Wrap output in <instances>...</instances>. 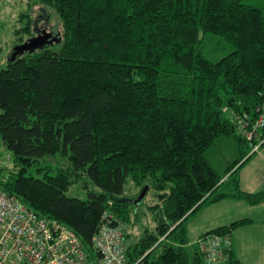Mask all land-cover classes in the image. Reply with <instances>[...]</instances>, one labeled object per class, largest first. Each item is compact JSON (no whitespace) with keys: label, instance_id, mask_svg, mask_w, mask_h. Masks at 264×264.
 Masks as SVG:
<instances>
[{"label":"trees","instance_id":"16d2710c","mask_svg":"<svg viewBox=\"0 0 264 264\" xmlns=\"http://www.w3.org/2000/svg\"><path fill=\"white\" fill-rule=\"evenodd\" d=\"M37 1L57 12L63 42L0 67V140L13 161L0 167L1 190L68 225L86 248L106 212L133 238L130 260L204 264L188 241V218L222 199L264 202V190L246 192L239 180L255 153L243 152L251 146L240 122L256 119V107L264 113V9L241 0ZM211 35L233 50L205 57L201 43ZM222 138L233 153L216 150ZM261 140L260 148L264 126ZM57 157L55 169L41 165ZM74 183L87 199L65 195ZM145 188L157 198L148 205L155 224L138 231ZM224 264L240 262L231 252Z\"/></svg>","mask_w":264,"mask_h":264},{"label":"built area","instance_id":"2783aa9c","mask_svg":"<svg viewBox=\"0 0 264 264\" xmlns=\"http://www.w3.org/2000/svg\"><path fill=\"white\" fill-rule=\"evenodd\" d=\"M258 117L240 122L239 133L257 152L260 129L264 126L262 107ZM125 225L104 213L86 248L76 232L61 221L34 212L19 198L0 188V264H146L143 257L130 260L126 253ZM196 245L204 264H224L232 252L229 232L200 236Z\"/></svg>","mask_w":264,"mask_h":264},{"label":"rangeland","instance_id":"374dc122","mask_svg":"<svg viewBox=\"0 0 264 264\" xmlns=\"http://www.w3.org/2000/svg\"><path fill=\"white\" fill-rule=\"evenodd\" d=\"M241 2L262 7L264 9V0H241ZM32 4L35 5L33 6V9H31ZM29 13H32L33 20L31 34L26 33L24 30L28 18L26 15ZM37 28H42V32L39 33ZM62 35V24L57 12L53 8L41 4L37 0H0V67L5 65L6 60H8L15 46L23 44L31 38H38L39 44L35 49L37 52H40L43 49L58 51L63 42ZM201 50L203 55L208 59L217 60L232 51L233 48L229 43L222 41L217 36L211 35L206 37L205 41L201 43ZM223 138L218 140L216 150H218L220 146L223 148L224 153L227 152L226 154L229 155L233 153L231 142H228V140ZM242 147L244 149L243 152L248 154L252 153V148L249 149L244 145H242ZM209 159L213 163L214 167H216V163L212 160L211 156ZM60 160V157H57L56 161L42 160L41 165L55 169L56 166L59 165L58 161ZM230 160H233V158ZM0 167H5L7 169H11L13 167L12 154L3 147L1 140ZM50 173L53 174L52 171H50ZM93 190L98 191L99 189L93 188ZM133 191L134 188L132 184L128 183L125 185L124 192L126 194H130ZM65 195L81 200L88 198L86 190L77 183L70 185L68 190L65 192ZM146 197L147 200L142 198V203L138 206V213L136 216V228L139 229L138 231H141L146 227L153 228L155 224L151 221L148 205H151L152 202H156L157 198L153 197L152 194L146 195ZM132 240L133 238L125 239V244L132 242Z\"/></svg>","mask_w":264,"mask_h":264},{"label":"crops","instance_id":"0c3cea01","mask_svg":"<svg viewBox=\"0 0 264 264\" xmlns=\"http://www.w3.org/2000/svg\"><path fill=\"white\" fill-rule=\"evenodd\" d=\"M254 154L239 171L240 188L249 193L264 190V147ZM146 195L151 194L145 193L144 200H147ZM243 218L252 223L230 232L232 256L240 264H264V202L251 206L242 200L222 199L204 206L185 223L188 241L196 245L200 236Z\"/></svg>","mask_w":264,"mask_h":264},{"label":"water","instance_id":"95a60500","mask_svg":"<svg viewBox=\"0 0 264 264\" xmlns=\"http://www.w3.org/2000/svg\"><path fill=\"white\" fill-rule=\"evenodd\" d=\"M39 42H38V38H31L29 40H27L26 42H24L23 44L17 45L13 48L8 60L9 61H14L18 56L23 55L25 53H32L36 47L38 46ZM146 189L145 188L143 190V192L139 195L138 197V202L142 200L143 196L146 193ZM165 197L166 194L163 195H158V198L160 199L161 197Z\"/></svg>","mask_w":264,"mask_h":264},{"label":"flooded vegetation","instance_id":"af4514ba","mask_svg":"<svg viewBox=\"0 0 264 264\" xmlns=\"http://www.w3.org/2000/svg\"><path fill=\"white\" fill-rule=\"evenodd\" d=\"M38 29V32L41 33L42 32V28H37ZM33 35V34H32ZM33 37V36H31Z\"/></svg>","mask_w":264,"mask_h":264}]
</instances>
